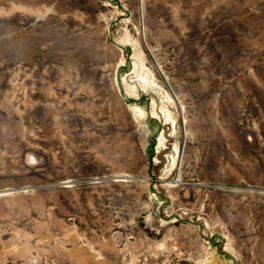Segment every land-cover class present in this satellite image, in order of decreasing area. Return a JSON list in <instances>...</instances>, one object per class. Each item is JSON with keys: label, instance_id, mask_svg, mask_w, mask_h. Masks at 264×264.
<instances>
[{"label": "rangeland", "instance_id": "obj_1", "mask_svg": "<svg viewBox=\"0 0 264 264\" xmlns=\"http://www.w3.org/2000/svg\"><path fill=\"white\" fill-rule=\"evenodd\" d=\"M0 264H264V0H0Z\"/></svg>", "mask_w": 264, "mask_h": 264}]
</instances>
